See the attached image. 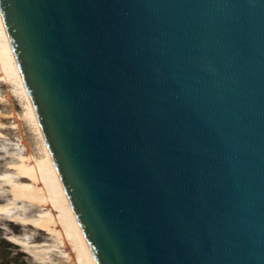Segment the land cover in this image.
Wrapping results in <instances>:
<instances>
[{"label": "water", "instance_id": "obj_1", "mask_svg": "<svg viewBox=\"0 0 264 264\" xmlns=\"http://www.w3.org/2000/svg\"><path fill=\"white\" fill-rule=\"evenodd\" d=\"M100 264H264V0H0Z\"/></svg>", "mask_w": 264, "mask_h": 264}, {"label": "bare ground", "instance_id": "obj_2", "mask_svg": "<svg viewBox=\"0 0 264 264\" xmlns=\"http://www.w3.org/2000/svg\"><path fill=\"white\" fill-rule=\"evenodd\" d=\"M0 82L11 85L24 103L26 119L39 141V156L25 153L22 140H10L2 131L17 130L16 120L0 121V153L10 158L0 170V220L20 226L7 227L4 238L19 246L34 264H100L66 191L45 137L32 97L0 7ZM5 99L0 94V101ZM1 103V102H0ZM1 118L13 116L3 114ZM3 229V230H4ZM45 233L42 240L37 234Z\"/></svg>", "mask_w": 264, "mask_h": 264}, {"label": "rangeland", "instance_id": "obj_3", "mask_svg": "<svg viewBox=\"0 0 264 264\" xmlns=\"http://www.w3.org/2000/svg\"><path fill=\"white\" fill-rule=\"evenodd\" d=\"M0 94L5 98L0 101V111L3 114L13 116L12 118L0 117V121L9 125L12 120H16L19 127L16 131L9 128L2 129L3 133L12 141H15V139L19 137L22 140V146L27 149L25 153L30 152L34 156H39V141L28 121L23 118V112L25 111L23 101L15 94L11 85L2 82H0ZM0 157H3L2 153H0ZM6 161H10V158H0V170ZM2 226L9 228L15 233L20 231L19 225L0 220V264H34L32 259L20 250L19 246L8 242L4 238L6 231ZM44 236L45 233L41 231L37 234L36 239L42 240Z\"/></svg>", "mask_w": 264, "mask_h": 264}]
</instances>
